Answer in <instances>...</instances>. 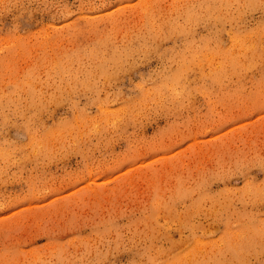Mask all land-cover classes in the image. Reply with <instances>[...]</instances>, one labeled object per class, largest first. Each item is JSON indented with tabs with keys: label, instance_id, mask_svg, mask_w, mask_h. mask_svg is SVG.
Here are the masks:
<instances>
[{
	"label": "rangeland",
	"instance_id": "1",
	"mask_svg": "<svg viewBox=\"0 0 264 264\" xmlns=\"http://www.w3.org/2000/svg\"><path fill=\"white\" fill-rule=\"evenodd\" d=\"M264 0H0V264H264Z\"/></svg>",
	"mask_w": 264,
	"mask_h": 264
},
{
	"label": "snow or ice",
	"instance_id": "2",
	"mask_svg": "<svg viewBox=\"0 0 264 264\" xmlns=\"http://www.w3.org/2000/svg\"><path fill=\"white\" fill-rule=\"evenodd\" d=\"M256 115H264V100L260 103V111L256 113Z\"/></svg>",
	"mask_w": 264,
	"mask_h": 264
}]
</instances>
